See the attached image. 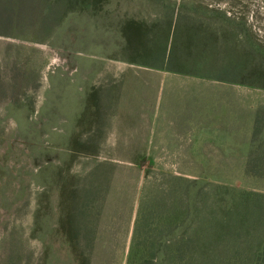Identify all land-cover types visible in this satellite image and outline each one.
I'll use <instances>...</instances> for the list:
<instances>
[{"label":"rangeland","instance_id":"obj_1","mask_svg":"<svg viewBox=\"0 0 264 264\" xmlns=\"http://www.w3.org/2000/svg\"><path fill=\"white\" fill-rule=\"evenodd\" d=\"M36 20L0 36V264H141L158 234L172 256L160 264H188L175 251L212 252L209 240L222 242L215 264H252L264 252V125L249 159L139 143L114 87L109 102L92 77L110 58L159 72L172 55L168 67L183 71L165 76L174 110L193 75L221 79L212 90L224 79L260 88L264 0H63L51 33Z\"/></svg>","mask_w":264,"mask_h":264},{"label":"crops","instance_id":"obj_2","mask_svg":"<svg viewBox=\"0 0 264 264\" xmlns=\"http://www.w3.org/2000/svg\"><path fill=\"white\" fill-rule=\"evenodd\" d=\"M136 65L133 61L110 58L108 71L101 67L94 73L92 88L102 86L104 89L107 86L108 100L111 102V89L114 87L118 94L116 103L124 105L122 109L117 108V111L128 113L124 129L138 128L139 143L186 145L181 147V153H207L214 147V151L221 154L218 156L220 159L252 158L251 154L257 150L255 137L259 127L264 125V101L261 103L260 97L264 98V89L242 87L239 86L242 84L223 78L224 87L212 90V79H221L193 75L194 85L189 93H184L186 105L181 108L174 106V110L168 104L165 107V100L168 99L165 91L173 86L172 83H165V76L166 80H174L181 73L162 67H154L159 72H149L148 65ZM137 67L139 71L134 69ZM102 97H105L103 93ZM132 112L139 115L132 116ZM80 113H84L83 108ZM59 120L60 125L64 121L68 126V118L60 116ZM132 120L137 121L131 123ZM123 135L132 136L131 130L124 131ZM187 158L198 159L200 156Z\"/></svg>","mask_w":264,"mask_h":264},{"label":"trees","instance_id":"obj_3","mask_svg":"<svg viewBox=\"0 0 264 264\" xmlns=\"http://www.w3.org/2000/svg\"><path fill=\"white\" fill-rule=\"evenodd\" d=\"M72 1L74 2V0ZM62 7H63V0H0V36L19 37L17 35V31L20 29L21 24L23 23L28 24L29 22H32L33 24L35 19H37L36 21L38 22L40 21L42 23L43 33L49 34V32L51 33L53 26L56 23H58V21L61 19ZM186 19L188 20V18ZM179 21H180V17L178 15L175 23L176 27H178ZM175 34H176V29H175ZM165 55H166V51H165ZM172 58H173L172 55L169 56L165 63L162 60L163 62L159 66L168 70H173L182 73L183 71L179 70L178 68L168 67L169 66L168 62ZM228 69L229 70H225V71L236 70L235 67H231ZM255 86L264 89V86H260V85H255ZM103 166L104 164H98L99 168H102ZM151 208L154 211V214L156 216L157 215L159 216L160 214V211H158L159 204L156 203V201L151 203ZM187 218H185L184 221L187 220ZM142 231H143L142 221L140 219H137L134 228L135 241L133 242V247L136 245V241L139 239V234L142 233ZM209 241H210L209 246H212L214 248L212 252L206 251L203 252L201 255H198L199 252L197 250L192 251L190 248L193 247H190V245H185L183 247L184 249L183 251L179 249L180 251L179 250L175 251V254L178 257H180L181 261L188 264L219 263L220 259L223 258L222 249H221L222 242L219 241L218 244H215L212 240ZM148 242H149V247H148L149 250L147 255H140L139 257V260L142 262L141 264H146L147 260L156 261L159 264L164 261L172 260V256L169 255L170 253H167V251L164 250V248L165 249L169 248V246H166L167 245L166 243L169 242V240L166 239L165 236L158 234L156 236L149 237ZM186 242L191 243L190 240L187 239ZM244 260L245 262H251L252 264H264V252L255 251L254 255H249L248 257H245Z\"/></svg>","mask_w":264,"mask_h":264}]
</instances>
